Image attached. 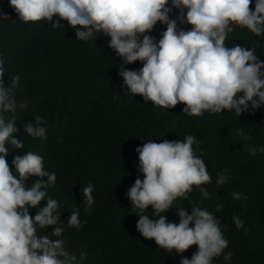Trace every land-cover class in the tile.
<instances>
[{
    "label": "trees",
    "instance_id": "trees-1",
    "mask_svg": "<svg viewBox=\"0 0 264 264\" xmlns=\"http://www.w3.org/2000/svg\"><path fill=\"white\" fill-rule=\"evenodd\" d=\"M249 7L254 9V0ZM178 15L173 9L170 18ZM52 22H21L8 0H0L5 84L20 76L16 111L4 115L6 119L15 117L17 135L24 144L19 151L8 145L6 160L14 172L13 157L31 151L43 157L45 170L56 174L55 185L47 189L45 199L59 203V223L65 226L61 238L70 254L80 264H180L182 258L191 259L198 250L196 245L175 253L142 237L136 229L139 210L132 207L125 193L138 177L143 179L138 171L137 147L149 140L160 143L193 135L199 142L193 145L194 151L212 176V183L203 185L210 195L205 199L194 186L187 200L174 201L165 213L167 221L179 222L175 213L178 206L189 214L191 207H204L219 220L228 240V247L212 264H264V153L250 155V149L264 146V106H249L239 116L224 110L199 117L182 113L183 103L169 109L154 107L124 85L119 75L123 64L109 48V37L101 33L96 41H80L66 20L60 21L65 27L59 28H53ZM177 26L191 28L179 21ZM164 30L157 22L147 34L158 40ZM225 44L253 48L264 61V37L247 29L237 27ZM142 66L137 61L124 68L138 71ZM36 116L42 117L41 126L46 129L43 139L27 136L23 130V124L35 123ZM239 129L248 139L239 135ZM222 172L229 179L218 185L217 176ZM35 179L30 177L26 186L31 187ZM89 183L94 189L91 207L82 197ZM236 192L242 194L241 199L233 198ZM44 206L46 201L41 200L29 209L30 216ZM74 209L79 211V229L67 226ZM151 210L148 206L144 214L157 218ZM233 216L243 221V227H236ZM53 227L38 229L37 234L51 235ZM229 252L231 260L225 261Z\"/></svg>",
    "mask_w": 264,
    "mask_h": 264
},
{
    "label": "clouds",
    "instance_id": "clouds-1",
    "mask_svg": "<svg viewBox=\"0 0 264 264\" xmlns=\"http://www.w3.org/2000/svg\"><path fill=\"white\" fill-rule=\"evenodd\" d=\"M8 3L21 22H52L56 17L51 26L65 27L60 21L66 20L80 41H96L101 33L109 37V48L123 64L119 75L124 85L131 94H139L154 107L169 109L183 103L182 113L199 117L205 112L216 114L224 110L239 116L249 106H264V61L257 58L253 48L225 44L237 27L264 37V0H254V9L249 7L252 0H171L170 6L169 0ZM173 9L179 12L176 19L170 18ZM177 21L191 25L190 30L178 28ZM157 22L165 26L158 40L147 34ZM137 61L143 64L138 71L124 68ZM4 64V57L0 56V264H80L61 238L65 226L59 223L58 201L45 199L47 189L55 185L56 174L45 170L43 157L31 151L13 157L14 172L6 160L8 145L19 151L24 144L17 135L15 117L6 119L4 115L16 111L20 76H13L11 84H5ZM41 123L42 117L36 116L35 123L23 124V130L27 136L43 139L46 129ZM238 132L248 139L243 130ZM198 143L195 136L187 135L183 140H149L137 147L138 171L143 179L138 177L125 193L132 207L139 210L136 229L142 237L175 253L198 246L191 259L182 258L180 264H212L228 247L221 223L204 207H191L189 214L178 206V223L167 221L165 216L177 198L188 199L194 186L205 199L210 195L203 185L212 183V176L194 151L193 145ZM257 151L264 153V146L250 149V155ZM30 177L36 179L28 187ZM228 179L222 172L216 183L221 185ZM93 190L91 183L83 189V202L88 207L95 202ZM232 195L237 200L242 196L238 192ZM41 200L46 201V206L30 216L29 209L36 208ZM148 206L157 218L144 214ZM233 220L237 228L243 227L239 217L233 216ZM49 226H55L51 235L37 234L38 229ZM67 226L82 227L78 209L71 212ZM231 256V252L225 254L224 260L230 261Z\"/></svg>",
    "mask_w": 264,
    "mask_h": 264
}]
</instances>
